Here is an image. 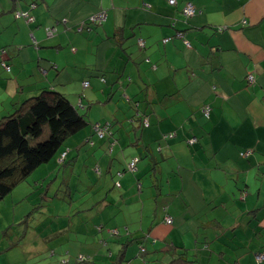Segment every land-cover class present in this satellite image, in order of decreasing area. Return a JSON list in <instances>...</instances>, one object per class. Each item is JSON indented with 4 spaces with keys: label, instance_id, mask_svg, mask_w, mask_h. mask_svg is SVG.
Segmentation results:
<instances>
[{
    "label": "crops",
    "instance_id": "0c3cea01",
    "mask_svg": "<svg viewBox=\"0 0 264 264\" xmlns=\"http://www.w3.org/2000/svg\"><path fill=\"white\" fill-rule=\"evenodd\" d=\"M188 2L196 8L190 17ZM21 10L30 12V21L17 18ZM96 16L103 18L93 21ZM44 39L51 60L32 44ZM0 48L6 53L0 60L12 67L0 64V99L19 102L56 82L62 89L57 80L64 78L72 100L90 115L103 106L90 121H108L109 154L107 142L99 141L96 157L85 159L91 127L68 146L81 153L85 168L72 159L74 172L92 183L96 212L114 223L108 226L125 234L135 229L161 249L210 240L223 251L219 264H254L264 249V0H0ZM84 53L91 56L80 59ZM99 71L106 76H92L77 99L75 81L83 85ZM171 131L175 135L163 137ZM193 136L198 140L188 142ZM136 155L137 170L125 171ZM57 162L41 168L50 175ZM123 208L129 221L116 216ZM114 238L115 252L127 239L122 232ZM134 243L126 251L129 264L143 258L134 254ZM83 247L101 256L97 243ZM210 253L201 251L203 261Z\"/></svg>",
    "mask_w": 264,
    "mask_h": 264
},
{
    "label": "rangeland",
    "instance_id": "374dc122",
    "mask_svg": "<svg viewBox=\"0 0 264 264\" xmlns=\"http://www.w3.org/2000/svg\"><path fill=\"white\" fill-rule=\"evenodd\" d=\"M17 18L24 17L19 16ZM90 56L91 54L84 53V55L80 56V59ZM100 56L101 63L105 64L107 60L105 54L101 52ZM100 68L105 70L102 67ZM102 73L104 74L102 76L107 74V72ZM117 77L116 83L119 86V74H117ZM21 79L23 80L22 77ZM102 83L105 84V82ZM74 84L75 86L71 91H73V94L78 93V99L80 97L79 94L83 93L84 83L82 85L81 82L75 81ZM118 94H120L122 100L127 99V95L122 88ZM71 96V98L76 99V95ZM102 96L105 98L103 94ZM6 98L8 99L7 96ZM84 102L86 103V99ZM0 104L10 106V102ZM128 105L129 109L135 111L136 107L134 104L128 102ZM98 107L103 106H94L91 110V115L102 109L99 110ZM91 115L89 114V119ZM89 127L90 125L86 128L89 130ZM91 136L97 146L100 141L97 138L98 135L92 134ZM67 145L75 146L73 138L67 140ZM85 145L86 150L81 152L87 156L85 159L96 157V149L88 143ZM81 153L79 155L74 154L71 157L82 158ZM41 167L26 178L18 181L11 192L0 201V264H60L61 260H67L68 258L69 261L66 264H103L104 262H111L117 251L114 252V257H110V250L113 249L112 243L115 238L109 233L107 227L114 223L107 221V225L102 230L97 228L102 219L101 215L96 212V201L99 198L96 194L90 193L92 183L80 182L77 179L78 174L74 172L76 170L74 165L64 166L62 169L53 171L50 175H47V171L42 170ZM77 187H83L85 195L80 196L79 192L75 193ZM111 189H114V187ZM145 199L147 201L146 197ZM116 216L119 220L126 219L129 221L130 218L129 212L125 208L119 211ZM169 218V216L166 218L168 222H170ZM130 224L132 227L138 225V223ZM8 226L11 228H8ZM144 226H148V220H145ZM6 229H8V233ZM61 230L64 231V241L61 245L53 247L55 253L54 251L50 252L47 249L51 247L53 242L47 238L55 237L57 234L62 233ZM15 232L18 234H15ZM155 236L154 234L153 237ZM103 239L107 240V243H104ZM12 242L19 243L11 245ZM92 243H97L100 249V257L88 251L91 248H82ZM144 244L147 249L145 254L147 258L145 260L140 256L141 260L137 263L152 264L154 260L147 261L148 256L150 258L157 256L154 254L158 245H155L151 238H146ZM140 245L138 242L132 245L136 249L135 255H140L138 254ZM194 248L199 249V246L195 245ZM80 255H83L85 259L80 260ZM136 259L133 258V260Z\"/></svg>",
    "mask_w": 264,
    "mask_h": 264
},
{
    "label": "trees",
    "instance_id": "16d2710c",
    "mask_svg": "<svg viewBox=\"0 0 264 264\" xmlns=\"http://www.w3.org/2000/svg\"><path fill=\"white\" fill-rule=\"evenodd\" d=\"M175 4H177V2ZM31 5H34V3ZM26 12L28 15H25ZM20 17H26L28 21H30L31 14L29 11L21 10ZM84 23L86 25L92 23L91 18L87 19ZM84 23L81 24L84 26ZM46 42L47 41L45 39L40 42L33 40L32 44L38 47L39 53H41V55L44 54L45 58L51 60L55 57L50 53H47L48 51L46 48L49 47L50 44ZM4 50L5 49L0 48V53L2 51L1 55L3 58L6 54ZM3 63L11 65L6 60L1 58L0 64L3 68H5ZM6 70L10 71L11 69ZM55 71L56 73L59 72L58 69ZM102 72L105 71L91 73L88 75V77L84 78V80L87 79L90 81L91 79L95 78H92V76L101 77L104 75ZM57 81H59L58 84L61 85L62 89L57 87V82L55 84H50L52 88H48L49 86L39 85L40 88H38V91L35 94L26 96L19 102L7 101V103L10 102V106L7 104H0V106L2 105V109L0 110V201L11 192L18 181L26 178L39 166L45 165L54 160L59 161L56 163V170L62 169L64 166H73V157H71L73 154L72 152L69 154V149H71V147L68 145L66 146V142L68 139L75 136L79 131L86 129L88 125L91 127V132L89 137H86L85 144L88 143L90 146H93V148L98 146V143L96 146V143L91 135H98L94 125L99 123V126H107L108 128H106L102 137L98 135L97 138L100 140L101 144L107 142V154H109L108 150L110 147H113L111 138L112 136H108L112 130L108 124V121L91 123L90 119L88 118L89 111L87 110L86 105L82 107L81 105L79 106V104L75 103L71 98L72 96H70L66 91V86L62 85L66 83V85L69 86L67 84L68 82H63L64 78ZM4 102L6 101L0 99V103ZM172 134L175 135V132H168L164 134L163 137L170 138L173 136ZM84 150H86V146L84 147ZM64 152L65 155L62 157ZM135 157L139 161L140 155H136ZM75 158L76 161L85 168L84 164L82 163V158H80V160H77V157ZM128 169L129 167L126 168L125 171H128ZM94 170L100 174L99 169L94 168ZM114 185L118 186L116 182ZM83 195H85V193ZM107 202V205H109V201ZM107 210L110 216V210ZM97 214H100L102 219L101 222H99L100 224L97 225V228L102 230L105 225H107V221L109 220L105 213L100 212ZM110 218L112 217L110 216ZM8 228L11 227L8 226ZM7 230L8 229H6V232L8 233ZM107 230L113 236L120 235L122 232V235L125 236L127 240L121 244L120 248H118L115 257L113 249L110 250V254L112 253L110 257L114 258H112L111 262H104L103 264H129V259L126 258V251L128 245L134 242L141 244L139 246L138 252L139 254H142L143 258L146 260L147 257L145 254L147 249L144 246V242L147 238L146 235L141 237L136 235L137 233L134 235V232H136L135 229H133V231H126L125 234L118 226H108ZM61 231L62 233L57 234L55 237L47 238L53 242L51 247L47 249L50 252L54 251L55 253V249L53 247L63 243L64 231ZM15 234L18 233L15 232ZM10 238L13 239L12 237ZM151 241L156 244L153 239H151ZM103 242L107 243V240L103 239ZM17 243L19 242H12L11 245H15ZM195 245L199 246V249H195ZM201 251H211V260L207 259L206 261H203ZM222 254L223 251L221 248H213L210 246V240L197 239L195 240L193 246L173 243L166 249H161V247H158L154 254L157 256H153L152 258L148 256L147 261L150 262L153 259L154 263L152 264H213L214 262V264H219L216 260ZM258 254H264V249L261 248L256 252L254 264H262V262H264V260L260 261L257 256ZM165 258H168L167 262ZM79 259L83 260L85 258L83 255H80ZM61 261L62 262H60V264H66L69 261V258L67 260ZM231 264L241 263L234 261Z\"/></svg>",
    "mask_w": 264,
    "mask_h": 264
},
{
    "label": "built area",
    "instance_id": "2783aa9c",
    "mask_svg": "<svg viewBox=\"0 0 264 264\" xmlns=\"http://www.w3.org/2000/svg\"><path fill=\"white\" fill-rule=\"evenodd\" d=\"M169 1V3H171V4H175L176 2H177V0H168ZM196 11V8H195V6L193 5V3H191V2H188L187 4H186V6L184 7V13L187 15V16H189V15H193L194 14V12ZM20 15H21V12H20ZM25 15H28V13L26 12L25 13ZM103 15V17H104V14H102ZM102 16H96V17H92V20L93 21H95V20H100L101 21V19L103 18ZM32 17H30V19H31ZM85 24V23H84ZM81 26H83L82 24H81ZM53 28H49L48 29V31H50V32H53ZM168 40V38L167 39H165V41H167ZM139 44L142 46L143 44H144V42L142 41V40H140L139 41ZM3 65L5 66V68H8V69H10V65H8V64H6V63H3ZM102 80H105V78H102ZM90 84H89V81L88 80H85L84 81V86L85 87H87V86H89ZM203 111H204V113L206 114V116H209V114H210V107H208V106H204V108H203ZM105 126V125H104ZM94 128H95V130L98 132V135L100 136V137H102L103 135H104V133H105V130H106V128H108L107 126H105V127H101V126H99V123H96L95 125H94ZM173 135V134H172ZM171 135V136H172ZM197 141V137L196 136H193V137H191V138H189L188 139V142H190V143H194V142H196ZM64 155H65V152L63 153V156L62 157H64ZM137 161H138V159L136 158V157H134V158H132L131 159V161L129 162V168L131 169V170H136L137 169ZM169 221H171V218H169ZM258 256V258L260 259V261H262V260H264V254H258L257 255Z\"/></svg>",
    "mask_w": 264,
    "mask_h": 264
},
{
    "label": "clouds",
    "instance_id": "9594fccd",
    "mask_svg": "<svg viewBox=\"0 0 264 264\" xmlns=\"http://www.w3.org/2000/svg\"><path fill=\"white\" fill-rule=\"evenodd\" d=\"M191 3H192V2H191ZM81 29H82V28H81ZM81 29H80V30H81ZM197 140H198V138H197ZM137 163H138V161H137ZM137 168H138V166H137ZM136 170H137V169H136ZM136 170H132V171H136ZM139 184H141V183H139ZM170 218H171V217H170ZM171 221H172V218H171ZM171 221H170V222H171Z\"/></svg>",
    "mask_w": 264,
    "mask_h": 264
},
{
    "label": "flooded vegetation",
    "instance_id": "af4514ba",
    "mask_svg": "<svg viewBox=\"0 0 264 264\" xmlns=\"http://www.w3.org/2000/svg\"><path fill=\"white\" fill-rule=\"evenodd\" d=\"M49 32H50V31H49ZM49 32H48V33H49ZM52 33H53V32H50L49 34H52Z\"/></svg>",
    "mask_w": 264,
    "mask_h": 264
}]
</instances>
